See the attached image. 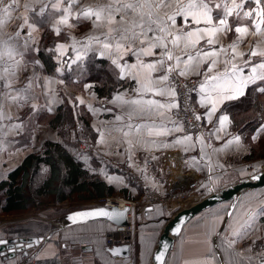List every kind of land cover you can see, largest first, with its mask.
<instances>
[{
  "label": "snow or ice",
  "instance_id": "obj_1",
  "mask_svg": "<svg viewBox=\"0 0 264 264\" xmlns=\"http://www.w3.org/2000/svg\"><path fill=\"white\" fill-rule=\"evenodd\" d=\"M36 3L39 8L35 4L22 3V0H0V149L7 143L5 135L34 132L40 127L36 122L38 118L44 113L54 114L59 94L50 87L52 80L65 84L66 73L82 72V63L92 53L110 61L117 79H131L136 84L133 95L129 96L127 91L118 92L107 101L124 113L115 115V121H124L126 116V122L118 128H94L98 134L97 143L108 149L106 155H123V162L132 161L128 166L133 167L134 154L138 150L159 151L171 146L190 152L200 146L201 159L206 158L207 163L197 170L207 169L205 178L209 182L202 183L200 188L213 192L215 188L210 184L222 182L225 169L230 166L217 160L215 167L220 169L217 174L212 156L240 155L250 150V144L242 140L243 131L236 134L228 131L229 127L239 128L242 123L231 116L228 106L232 102H242L251 92L264 96V0H36ZM21 8L41 18L47 16L48 31L58 38L48 49L55 54L56 60L52 77L41 74L44 65L39 59H26L28 53L39 51L34 33L39 30L40 23L35 18L20 16ZM177 17L183 21L179 26ZM13 19L22 22L14 34H7L4 29ZM84 23H90L91 28L77 37L74 32ZM22 33H25L23 39ZM69 50L74 55H69ZM125 56L135 57V62L129 64ZM21 78L25 83L18 87ZM194 78L195 82L190 83ZM88 87L91 85H86ZM37 88L41 91L37 92ZM193 93L198 97L196 105L204 110L202 113L192 104ZM76 101L84 104L80 97L70 102L75 106ZM114 111L112 107L103 108L106 113ZM181 112L185 117L191 115L194 122L180 119ZM260 119L250 137L252 142L264 141V111ZM205 125H211L207 135L203 132L195 135L197 127ZM113 131L121 132L124 137L116 141L115 148L106 138V133L110 136ZM145 131L147 138L140 135ZM72 135L75 138V133ZM214 141H222V146H214ZM205 148L211 149V153ZM151 159L157 157L153 155ZM143 163L145 168L136 165L141 174L146 170L148 157ZM260 168H264V164ZM42 171L47 172V169ZM90 171L98 172L91 168ZM236 175H248L253 180L262 178L255 165L240 169ZM107 180L113 183L111 175H107ZM118 180L128 187L123 177ZM252 199L255 197H249V201ZM230 207L233 211L225 210L223 216L216 213L211 217L204 231L206 251L184 260L183 264H264V235L251 238L260 231L256 218L264 219V193L258 210L250 209L243 218H237L235 207ZM127 211L99 207L76 212L68 219L73 223L77 222L76 217H106L116 221ZM225 217L236 226L220 230L216 221L226 224ZM176 232L179 234L180 229ZM42 240L43 237L29 241L27 247L32 248ZM10 244L12 242L0 238V246ZM23 247L13 244L8 251L15 252L17 248L23 251ZM167 247L165 244L162 250L153 252L149 242L142 259L148 257L155 264H169L165 260ZM64 248L67 250L66 244ZM126 250L105 249L113 257ZM0 254H3L2 247ZM95 254L99 255L100 250Z\"/></svg>",
  "mask_w": 264,
  "mask_h": 264
},
{
  "label": "crops",
  "instance_id": "obj_2",
  "mask_svg": "<svg viewBox=\"0 0 264 264\" xmlns=\"http://www.w3.org/2000/svg\"><path fill=\"white\" fill-rule=\"evenodd\" d=\"M185 2H187V0H185ZM22 3H28L30 6L35 4L36 8H39L40 6L38 3H36V0H22ZM29 12H25L23 8H21L19 15L28 16ZM13 15L15 16L16 14L14 13ZM28 17L30 20L35 18L40 23L39 30L34 33L39 51L45 48L49 49L51 45L54 46L58 38H56L53 33V41L51 45L46 44L44 39L43 41L41 40L45 30H48V25L46 23L47 16L41 18L30 12V16ZM21 22L22 21L19 19H13L9 24H7L6 28L4 29L5 33L14 34L17 26ZM182 23V18L177 17V26ZM90 28V23L81 24L75 30L74 34L77 37H82L90 30ZM24 35L25 33L21 34L22 39ZM39 51L28 53L26 55V59L34 57L40 60L38 56ZM69 55H74L71 50H69ZM125 59L129 62V64L135 62V57L132 56H125ZM100 60L107 61L105 66L99 65ZM73 67L75 68V65ZM81 67L83 71L73 74L74 81L71 84L65 83L63 85H60L57 80H52L50 87L59 94V102L54 105L55 112L57 111L58 107L65 102V94L67 95V97L68 95L71 96L68 97L71 101H73L72 96L75 99L76 97H80L84 100V104H79L78 101H76V104L78 106L84 107L90 114L89 124L93 136L86 131L78 132V137L80 139L82 138L80 140V143L82 141L87 145L86 149H82L79 143L78 152H83L82 157L85 156L84 159L89 162V167L91 169H97V174L107 183H109L107 180V175H111L113 177V183L111 185L114 187L115 193L119 192L126 197L139 199L138 196L140 197L142 195L144 186L139 185L137 182L133 181V176L141 177L144 181V185L159 189L163 193H167L170 190L174 189L186 188L187 184L193 179L197 180L200 185L202 183H209L205 178L207 175V169H205V171L197 170V167H204L207 163L206 158L201 159L202 154L199 152L200 146H198L195 151L190 152L183 151L182 147L171 146L168 148H163L159 151L146 152L144 150H138L134 154L133 167L128 166V163H132V161H129L128 163L123 162L125 160V156L123 155H106L105 153L108 151V149L103 145L97 143L98 134L94 130V128H118L126 122V116L124 121H115V115H122L124 113L120 108H115L113 104H109L107 103V101L110 100L118 92L127 91L129 93V96L133 95L132 89L136 87V84L131 79H117V77L113 74V67L110 64V61L107 58L100 57L98 54L89 53L88 57L84 60ZM98 67L99 69H97ZM29 70L31 71V65L29 66ZM38 71L41 70L38 69ZM41 74L43 76L49 77L54 76L52 74H48L45 71L44 67L41 71ZM104 77H106L105 80L112 82L114 85L112 94L108 98L100 97L95 89L96 82L105 81ZM24 83L25 81L23 80V78H21L17 86L22 87ZM86 85H91V87L86 88ZM36 91L40 92L41 89L37 88ZM197 99L198 97L195 94V101ZM40 102L43 103V97H41ZM238 102L241 101L232 102V104H230L228 107L232 109L233 105L237 104ZM105 107L114 108V113L103 112V108ZM91 109H95L96 111H92ZM199 110L201 113L204 111L201 108H199ZM230 114L232 116L231 110ZM36 122L40 127L36 128L34 132L25 131L20 133L19 135L4 136V139L7 141V143H4L3 148L0 149V181L6 178L8 173L16 166H18L27 154L41 149L44 141L48 139H60L57 130L51 125L42 123L39 118ZM132 122L135 123L136 121L133 120ZM210 127L211 125H205L204 129L206 133ZM228 131L233 132L234 134L239 132L233 127H229ZM140 135L144 138H147L146 131L144 133H141ZM106 138L112 148L116 147L117 140L124 139L122 133L119 131H113L110 136L106 133ZM228 138L230 139L231 137ZM214 146H222V141H214ZM121 150H123V145H121ZM205 151L211 153V149L205 148ZM248 152L249 151L240 155L221 153L219 157L213 155L212 166L217 174L220 172V169L218 167H215L217 160H219L220 163L230 166L225 169V175L222 182H214V184L230 182L238 177L236 173L240 169L248 168L249 165L256 163L254 161H257V159H245V156L248 154ZM153 155L156 156L157 159H151ZM193 156H196L197 159L192 160L191 157ZM145 157H148V163L145 172L141 174L136 170V165H138L140 168H145V165L143 163ZM249 161L250 164H247V162ZM119 177L124 178V184H127L128 187H124V185L119 182ZM249 197H255V199L249 201ZM243 201L245 202L242 204ZM260 203L261 194L257 195L256 192L247 194L236 206L235 216L237 218L245 217L246 213L250 209L258 210ZM180 204L181 202H173L165 205L153 206L154 209L151 212H144V218L142 217L143 215L138 214L139 220H142V225H140L139 227L136 249H131L130 256L128 257H112L108 252L105 251V236L106 233L114 227V224L106 220H94L82 224L72 225L55 232L42 247V249L38 252V254L28 264H145L146 257L142 259V253L145 252V247L149 244V242L151 243V245L153 244L151 248L153 251L154 244L160 234L164 223L162 224L160 230L158 227V233L154 232L155 230L153 228L162 223V221H164V216L169 214L173 208L177 207ZM167 205L168 209L165 208V206ZM212 208L214 207H211L208 210ZM205 212H207V210ZM161 213H163V215H161ZM224 213L225 209L224 211H222V213H220L221 216H223ZM214 214H216V212H211L210 214L206 215L201 213L184 229L183 234L181 235L180 239L176 240L174 248L167 258L169 264H172V261H175V264H183L184 260L193 256H197L206 251L208 245L204 243V231L209 226L211 217ZM50 219L52 218H48V216L46 215H36L29 212L6 215L0 220V238L4 239L22 236L30 237L47 235L52 230L51 224L49 223ZM256 219L257 227L260 229V231H257L256 233L259 232L260 234L264 235V220H262L260 217H257ZM194 222L200 223L193 228L191 225ZM216 226L218 228L221 226V222L219 220L216 221ZM227 226L235 227L236 225L234 221L228 220V223L226 224L224 229ZM256 233L251 238L255 237L257 235ZM213 239L214 237L212 238V240ZM65 244L67 245V250H65L64 248ZM85 249H90V251H85ZM98 249L100 250V254L96 255L95 253ZM53 254H55V256ZM38 255L41 257L39 260L36 259ZM19 260H21V258H14L12 260L4 262L0 257V264H17ZM149 261L147 264H149Z\"/></svg>",
  "mask_w": 264,
  "mask_h": 264
},
{
  "label": "trees",
  "instance_id": "obj_3",
  "mask_svg": "<svg viewBox=\"0 0 264 264\" xmlns=\"http://www.w3.org/2000/svg\"><path fill=\"white\" fill-rule=\"evenodd\" d=\"M43 36L45 43L51 45L52 32L46 30ZM52 47L53 45L50 48ZM38 56L45 71L55 75L54 53L45 48L38 52ZM106 62L100 60L99 65L105 66ZM73 74L66 73V84L73 83ZM95 89L100 97L108 98L112 94L114 85L108 80L97 81ZM251 94L252 102L244 103ZM250 95L237 103L238 108L229 107V109L236 122L242 121L239 123V128L235 129L239 132L243 131L244 142L251 146L245 159L256 160L264 157V150H260L257 145L253 146L250 137L261 122L260 113L264 111V102L258 93L251 92ZM68 97L64 95L65 102L54 114L44 113L39 118L55 128L60 139L44 141L41 149L27 154L21 163L0 181V216L30 212L39 205L54 201H94L114 195V187L97 173L90 171L89 162L81 155L83 152L75 154L73 151V147L76 149L81 140L78 137L79 131H86L92 136L93 133L88 111L77 104L74 106ZM72 133H75V138ZM43 169H47V172H43Z\"/></svg>",
  "mask_w": 264,
  "mask_h": 264
},
{
  "label": "water",
  "instance_id": "obj_4",
  "mask_svg": "<svg viewBox=\"0 0 264 264\" xmlns=\"http://www.w3.org/2000/svg\"><path fill=\"white\" fill-rule=\"evenodd\" d=\"M264 164V162L259 163L258 165H255L259 172L262 174L261 179L253 180L248 175H240L233 179L230 182H225L222 184H210V186H213L215 190L213 192H209L207 190L199 188L196 190L192 197L188 199L187 202H183L177 207L173 208L169 214L164 216V224L162 226V229L160 231V234L154 244L153 252L162 250L163 245H167V252L165 255V260L167 261V258L174 248L176 240L180 239L181 235L183 234L184 229L201 213L205 212L211 207L215 206H222L225 205V210L227 211H233V208L230 206H236L238 203L249 193L260 190L261 188H264V168H260V165ZM252 166H249L248 168H251ZM99 207H104L111 210H116L119 212H124L125 209L129 210V206L120 207L119 205H108V204H95L93 206L89 207H81L76 208L71 211L64 212L52 219L49 220V223L51 224V231L47 235L43 236H30V237H13V238H4L12 244L8 246H0L3 248V254H0L1 259L4 262H7L8 260H12L14 258H21V260L18 261L17 264H28L42 249V247L46 244V242L51 238V236L66 227L76 225V224H82L94 220H106L114 224L115 226H121L128 223L127 219V212L123 217H121L119 220L116 221H110L106 217H97L94 219H85L81 217H76L77 222L73 223V221L69 220L68 217L70 215H73L76 212H83L91 209H96ZM151 208L154 209L153 206H140L139 207V214L143 215L144 218V212L147 211V209ZM166 209H168V205L165 206ZM148 212V211H147ZM227 220V218L225 217ZM144 220V219H143ZM228 223V220H227ZM226 223V224H227ZM225 223H221V226L219 227L220 230H223L226 226ZM142 225V220L139 221V226ZM176 229H180L179 234H177ZM41 237L44 238V240L41 241L39 244H34L32 248L27 247V243L29 241H35L40 239ZM216 238L214 237L213 243H216ZM21 244L23 245V251H21L20 248H17L15 252H9L8 248L12 246L13 244ZM107 248H121V249H127L124 251L120 256L116 257H128L130 256L131 249L130 245L120 244V245H113V246H105V249ZM26 253V254H25ZM111 255V253H109ZM113 257V256H112ZM149 264H155L154 260H150Z\"/></svg>",
  "mask_w": 264,
  "mask_h": 264
},
{
  "label": "built area",
  "instance_id": "obj_5",
  "mask_svg": "<svg viewBox=\"0 0 264 264\" xmlns=\"http://www.w3.org/2000/svg\"><path fill=\"white\" fill-rule=\"evenodd\" d=\"M195 82V78L190 83ZM183 92V89H181ZM181 103L183 105L184 98L181 97ZM192 104L196 107V110L200 112L198 106L196 105L195 101V93H193ZM180 119H187L189 122H194V118L189 115L187 117L184 114L180 113ZM200 132H203L207 135L204 127H197L196 133L199 135ZM82 149H86V143H80ZM133 181L137 182L139 185L144 186V182L138 176H133ZM200 187V183L197 180L193 179L187 184L186 188L182 189H174L170 190L167 193L161 192L159 189L152 188V187H144L143 193L144 196L139 199L133 198H117L114 196H107L101 198V204H108V205H119L120 207L129 206V210L127 212V219L128 223L121 226H115L106 233L105 242L108 246L113 245H120V244H129L130 249H136L137 246V235L139 231V217H138V210L140 206H156V205H165L173 202L184 201L188 199L191 195L194 194L196 190ZM174 191V193H172ZM135 251V250H134Z\"/></svg>",
  "mask_w": 264,
  "mask_h": 264
},
{
  "label": "rangeland",
  "instance_id": "obj_6",
  "mask_svg": "<svg viewBox=\"0 0 264 264\" xmlns=\"http://www.w3.org/2000/svg\"><path fill=\"white\" fill-rule=\"evenodd\" d=\"M28 16H30V12L28 13ZM39 21H41V20H39ZM43 39L45 40L44 36L41 38V40L43 41ZM97 69H99V67ZM261 97H262L261 100H263V102H264V96H261ZM72 98H73V101H74L75 98L73 96H72ZM252 98L253 97H252V94H251L250 97L247 98L244 103L252 102ZM238 107H237V104H235L233 106V109L238 108ZM237 117L238 116L236 115V118ZM41 122L47 124L44 120L43 121L41 120ZM251 144H253V146L257 145L260 150H264V141H262V140H258L256 142H251ZM73 151H74L75 154H77L78 153V147L76 149H75V147H73ZM84 158H85V156H84ZM254 162H256V163H253V164H251L249 166L258 165L259 163L264 162V157H262L260 159L258 158L257 161H254ZM247 164H250V161L247 162ZM139 178L142 179L141 177H139ZM144 187H148V186L144 185ZM255 192L257 193V195L262 194V193H264V188H261L260 190H257ZM255 192H253V193H255ZM172 193H174V191ZM113 196L117 197V198H119V197L125 198L126 197L122 193H119V192L118 193H114ZM142 196H144V193H142V195L140 197L142 198ZM192 196L193 195H191L190 197H192ZM140 197L138 196V198H140ZM126 198H129V197H126ZM187 201H188V199H186L185 201H179V202L183 203V202H187ZM100 202H101V200H99V199L98 200H94V201H91V200H85V201L84 200L83 201H81V200H71V201H65V202L54 201V202L49 203V204L39 205V206L35 207L34 209H32V211H30L29 213L36 214V215H46V216H48V218H53V217L57 216L58 214H62V213L67 212L69 210H73V209L81 208V207H89V206H93L95 204H101ZM244 202L245 201H243L242 204ZM225 207H226L225 205L216 206V207H214V208H212L210 210H207V212H203V214L206 215V214H210L211 212H213V213H215V212L216 213H222V211H224ZM5 216L6 215H1L0 216V220L3 217H5ZM163 223H164V221H162V223H160L157 227L153 228L155 230L154 232L158 233V231L160 230V228H161ZM194 223L191 225L193 228L196 227L200 222H197L195 224ZM158 227H159V230H157ZM48 229H49V227H48ZM256 234L257 235L255 237H253L252 239H255L257 236H262L263 235V234H260L259 232L256 233ZM156 236H157V234H156ZM152 246H153V244L151 245V248H152ZM171 257H170V259H171ZM148 261H149V258L146 257L145 264H147Z\"/></svg>",
  "mask_w": 264,
  "mask_h": 264
},
{
  "label": "bare ground",
  "instance_id": "obj_7",
  "mask_svg": "<svg viewBox=\"0 0 264 264\" xmlns=\"http://www.w3.org/2000/svg\"><path fill=\"white\" fill-rule=\"evenodd\" d=\"M189 198H190V197H189ZM189 198H188V199H189ZM184 201H185V200H184Z\"/></svg>",
  "mask_w": 264,
  "mask_h": 264
}]
</instances>
